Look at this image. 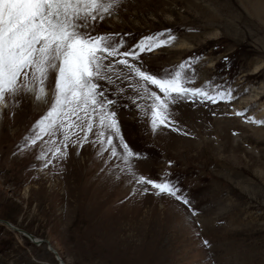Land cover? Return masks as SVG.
Wrapping results in <instances>:
<instances>
[{"label": "rangeland", "instance_id": "374dc122", "mask_svg": "<svg viewBox=\"0 0 264 264\" xmlns=\"http://www.w3.org/2000/svg\"><path fill=\"white\" fill-rule=\"evenodd\" d=\"M118 7L92 35L114 34L121 52L139 53L129 63L157 77L184 64L185 86L215 102L177 99L167 126L153 131L150 93L163 94L151 85L145 93L134 72L116 65L123 75L100 83L116 101L113 146L122 156V137L138 154L129 172L94 143L98 119L83 146L74 142L83 140L79 129L67 146L60 131L31 143L52 102L54 73L47 102L7 93L0 264H59L41 239L66 264H264V0H121ZM147 37L168 42L141 52L136 46ZM57 147L65 155H54ZM140 176L169 182L180 199L137 183Z\"/></svg>", "mask_w": 264, "mask_h": 264}, {"label": "snow or ice", "instance_id": "6c2138e0", "mask_svg": "<svg viewBox=\"0 0 264 264\" xmlns=\"http://www.w3.org/2000/svg\"><path fill=\"white\" fill-rule=\"evenodd\" d=\"M119 4L120 0H0V101L6 98L7 93L23 90L35 91L38 100L47 102L46 83L54 73L52 102L46 114L33 126L38 131L33 133L31 143L35 145L44 135L60 131L67 146L79 129L83 132V140L74 142L83 146L98 119L101 130L94 133L97 137L94 143L99 144L102 151H110L112 157L122 158L128 165V171L132 172L130 158L138 154L122 137L119 144L123 149L122 156L113 146L114 135L119 136L120 133L116 112L111 110L116 101L107 98L100 83L112 84V75H123L114 71L116 65H123L134 72L145 93L149 92L148 86L151 85L163 94L150 93L153 131L160 125L167 126L169 104L177 99L203 97L215 101L202 88L185 86L184 64L157 77L130 64L127 57L136 58L139 53L131 50L121 52L120 44L114 41V34H91L96 21L111 15ZM167 42L160 40L157 43V38L147 37L136 47L141 52L151 51ZM31 84L39 85L38 91L30 87ZM105 142L108 147H104ZM57 154L65 155L59 147L55 149L54 155ZM137 183L151 185L159 190L158 195L169 193L176 196L169 182H156L140 176ZM176 198L180 199L179 196Z\"/></svg>", "mask_w": 264, "mask_h": 264}, {"label": "bare ground", "instance_id": "6f19581e", "mask_svg": "<svg viewBox=\"0 0 264 264\" xmlns=\"http://www.w3.org/2000/svg\"><path fill=\"white\" fill-rule=\"evenodd\" d=\"M121 1V0H120ZM126 1V0H125ZM159 1V0H158ZM106 2V1H105ZM119 8V7H118ZM126 13V12H125ZM118 15V14H117ZM108 18V17H107ZM112 23L113 24H119L120 23V20L118 19V17L116 16V18H114V19H112ZM173 46H176V44H172ZM183 46H185V47H187V46H189L187 43H185V42H182V43H179V47H183ZM30 87H33L32 86V84L31 85H29ZM34 89H35V87H33ZM38 91V90H37ZM46 91H47V93L49 94L50 93V91H49V89L46 87ZM33 97H36V92L35 91H33V92H29ZM8 102L6 101V100H3V101H0V108L2 109V108H5V107H7L8 106ZM36 105V104H35ZM31 107V106H30ZM192 121V120H191ZM189 131H191V130H188V133H189ZM170 134V133H169ZM171 135V134H170ZM189 135H191V137H196V134H195V132H191ZM3 222L4 223H6L7 225H9V226H11L12 228H14V230H18V228H16V227H14L11 223H9V222H5L4 220H3ZM137 224H138V226H137V229H138V232L140 231V229H141V225H139L140 223H138V222H136ZM133 229H136V227L134 226V227H130V231L131 230H133ZM19 231L21 232V230L19 229ZM134 234L132 233V234H128L127 236H128V238H130V237H132ZM42 240V239H41ZM41 240L39 241V242H41ZM48 244L51 246V247H53L49 242H48ZM54 248V247H53ZM48 249H49V247H48ZM55 249V248H54ZM50 250V249H49ZM51 251V250H50ZM52 252V251H51ZM58 252V251H57ZM53 254V253H52ZM59 254V253H58ZM54 255V254H53ZM55 257V256H54ZM58 261V260H57ZM58 263H59V261H58ZM60 264V263H59Z\"/></svg>", "mask_w": 264, "mask_h": 264}, {"label": "water", "instance_id": "95a60500", "mask_svg": "<svg viewBox=\"0 0 264 264\" xmlns=\"http://www.w3.org/2000/svg\"><path fill=\"white\" fill-rule=\"evenodd\" d=\"M7 222V221H5ZM41 242H45L47 244V246L49 247V249L52 251V253L54 254L56 260L59 261L60 264H66L65 261L62 259V257L58 254L57 250L54 249L53 247H51L49 244H48V241L47 240H41Z\"/></svg>", "mask_w": 264, "mask_h": 264}]
</instances>
